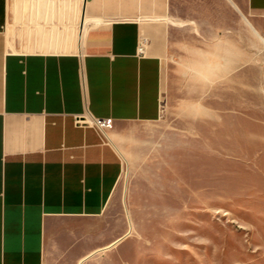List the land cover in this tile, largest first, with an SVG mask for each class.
Returning a JSON list of instances; mask_svg holds the SVG:
<instances>
[{
    "label": "crops",
    "instance_id": "1",
    "mask_svg": "<svg viewBox=\"0 0 264 264\" xmlns=\"http://www.w3.org/2000/svg\"><path fill=\"white\" fill-rule=\"evenodd\" d=\"M68 3L73 32L13 48L0 0V264L112 256L120 237L108 211L135 125L175 106L183 69L193 116H214L217 87L247 65V36L264 48V0Z\"/></svg>",
    "mask_w": 264,
    "mask_h": 264
},
{
    "label": "rangeland",
    "instance_id": "2",
    "mask_svg": "<svg viewBox=\"0 0 264 264\" xmlns=\"http://www.w3.org/2000/svg\"><path fill=\"white\" fill-rule=\"evenodd\" d=\"M8 6L3 35L13 48L77 24L64 21L68 0ZM246 43L247 65L217 87L214 116H193L183 69L175 106L122 144L108 211L120 242L96 264H264V48Z\"/></svg>",
    "mask_w": 264,
    "mask_h": 264
},
{
    "label": "built area",
    "instance_id": "3",
    "mask_svg": "<svg viewBox=\"0 0 264 264\" xmlns=\"http://www.w3.org/2000/svg\"><path fill=\"white\" fill-rule=\"evenodd\" d=\"M144 45H145V42H144V40H142L139 43V47H138L139 54H142L143 53ZM85 120H86L85 118L79 117V118H77L76 122H77V124L82 125L83 123H85Z\"/></svg>",
    "mask_w": 264,
    "mask_h": 264
},
{
    "label": "bare ground",
    "instance_id": "4",
    "mask_svg": "<svg viewBox=\"0 0 264 264\" xmlns=\"http://www.w3.org/2000/svg\"><path fill=\"white\" fill-rule=\"evenodd\" d=\"M85 1V0H84ZM85 4V3H84ZM9 7V6H8ZM11 9H12V11H14V9H15V7H14V5H12V7H11ZM82 16V15H81ZM81 21H82V17H81ZM84 22V21H83ZM262 41L264 42V37H262Z\"/></svg>",
    "mask_w": 264,
    "mask_h": 264
}]
</instances>
